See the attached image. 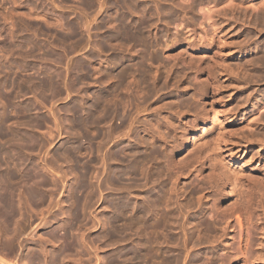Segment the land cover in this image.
<instances>
[{
  "label": "rangeland",
  "instance_id": "1",
  "mask_svg": "<svg viewBox=\"0 0 264 264\" xmlns=\"http://www.w3.org/2000/svg\"><path fill=\"white\" fill-rule=\"evenodd\" d=\"M159 1L156 2L157 5H155V0H0V79L1 81L4 80L2 82L0 81V86H2L0 87V91H1L0 97L1 96L4 97L5 95V98L3 97L2 98L6 99L9 96L8 97L9 99L7 98L6 100H3L0 98L1 100L0 103L3 104V105L0 104L1 105L0 114H3V116L1 117L0 127L2 128L3 131L7 132V134L6 133L4 134L8 136V139L6 136H4V138L6 137V140L3 137L0 138V139H3L1 140L0 143L2 144L0 145L2 146L4 145L3 146L4 148L8 147V149H5L6 154H8V152L12 153V151L9 149L11 147L10 145L11 142L10 144L9 142H6L7 144L4 142L7 140L10 141L9 137L12 134V130L18 131L20 133L25 132L29 134V136L32 137V140L34 141L40 140V143L42 145L44 144V147H42L40 143L39 144L41 146L39 147V144H38L39 141L38 142L36 141L38 145L35 146L33 151H31L25 156H27V161L30 163V165L35 167L34 168L36 169L35 171L40 173L41 176H43V178L46 179V182L48 181V184H46V187L43 190L44 200L40 202L37 201V203L36 202L35 203L33 202L32 204L30 203L31 204L30 206L28 204L23 206L22 211L24 212H22V215L24 213L23 218L26 220V224L28 226L24 223L23 227L26 225L24 227L25 228L24 231L26 232L23 231L25 235L22 232L23 237L22 236L19 237L18 241L20 242V240L22 241L24 238L25 242L22 241V247L25 244L26 245L23 247V249H19L21 251H18V249L16 248V250L18 251V252L16 251L18 255V256L16 255L17 256L16 258L25 256V253L26 252L28 253L29 251L34 252V253H37V252L39 253L40 249L45 247L44 249L48 252V254L55 253L56 249L61 252L62 256L65 254L63 256V259L66 256V253L70 251L68 255L66 256L68 261L64 259L65 261L64 260L62 261H64L65 263L61 261V264L62 263L63 264H100L102 262L103 264H108L110 260L114 261V263L110 261L109 264H133L135 263L134 261H137L136 262L137 264H140V263L150 264L151 262H152L151 264H180V262L181 264H184V263L192 264L194 262L190 260L189 258L192 259L193 255L195 256L198 255L201 259L205 258V255L206 257H209L210 255H212L213 253L212 251H214L213 248L211 249V247L214 246L213 243L216 242L215 243L216 245L217 243L221 242L222 239L221 240L218 239L217 240L218 242H217L215 241V239L213 240V238H210L212 237V235L208 232H207L208 234H205L206 232L204 231L199 232L201 233L199 235L198 231L195 230V227H193L194 229H192V226H195L197 224L196 221H199V219L202 218V216L199 214L202 211V209L205 208L206 202L210 203L214 201V203L212 204H215L216 206L218 205L217 207L224 206L223 208H225L227 207V205L232 204L234 200L238 199V195H237L238 192L234 190L232 194H228L227 191H229V189L227 190L224 187L221 180L217 178L214 174H211V173H208V171H205V169L203 168V163L201 164L197 163L198 157H201L203 149L207 148L210 145L213 137L216 135L217 133L216 125L211 126L210 128H208L207 131H203L201 134H199L193 144H190V146L188 144L187 151L183 154L184 159L182 160L181 163L179 162L177 163L175 159L176 158L175 150L177 148H180L181 146V140H182L181 133H183L184 131L182 129V126L185 124L190 125L189 123H191V117H192L191 114L193 115L196 110L195 103L193 102L195 99L194 96H197L196 92L198 91V87H196L195 83L191 81L192 80L191 77H193L192 73L194 72V66L196 62L194 64L193 63L194 61L192 62V60L189 59V62L191 61L192 64L191 62L189 63L187 60L188 56H184L185 54H183V57L185 59L182 57V55H179L181 57L179 58L177 54H176L177 58H176V55H174V57H170L169 59L167 57H163V53L160 49L162 47H160V45H162L161 43L163 42L165 43V41L166 43L169 44V43L174 42L175 40L176 44L184 45L185 41H187L186 38L190 39L191 37L190 39L191 41L188 39V42H192V40L193 42H197V40L202 41V39L204 38L203 40L205 39L206 40L202 42L205 43L208 38L207 32H209L210 30L212 31V29L219 28L217 29L216 33L221 38H223V41L225 40L224 42L222 41L224 45V47L222 48L224 49V51L222 55L220 54L221 55L220 57L221 58L223 57L222 61L225 60L223 61L224 64L226 62L227 63L230 62L233 65L234 63V67H230L231 69L229 68V72L231 70L230 72L231 76L228 74L229 72L227 73L228 71L227 65L230 66L231 64H225L226 65L225 66L223 63L221 65V63L217 61L218 65H216L217 73L218 72L220 73V71H222L221 69L223 66L224 68L227 67L226 68L227 70L223 69L226 72L222 71L223 72L222 75L219 76V78L221 79V88H219V92H218L219 96L221 95V97H219L220 101L222 100V102L220 103H222V105L227 107V110L228 111L230 110L231 112L230 113L231 115L230 116L228 115L231 121L230 122L231 126L229 127V129L231 130L229 131V133H226L224 135V138L226 140L227 147L232 152V154L235 156V160L237 164L241 166L242 164L247 162L246 165H244V168H246L247 166L249 167L251 165H254L256 167H259L258 169L259 172L260 171L264 172V128H263L264 122L260 120L261 116H263L262 118L264 119V69H262L264 68L263 66L264 61H261V59H259V61L263 63V64L259 63L260 68L258 69L259 70L261 69L260 71H258L257 67H255V66H258L257 59L255 60L257 65L256 63H253L254 67L245 65V62H246L245 59H249L251 56L253 57L254 55H256V53H259L258 56H261L262 53L264 52V47H263L264 46L263 44L264 43V29H263L264 27H262V25H264V22H263L264 16L261 17L263 15L261 14V12L264 11L263 9L264 5L261 7V10L260 8L258 9V7L264 3V0H261V1L259 0L260 5L257 2H255L256 0H249V1L247 0V3H246V0H242V3L241 1L238 2L239 0L238 1L230 0V1H233L232 3H235V2L237 3L236 5L234 4L236 10H233L231 12L232 14L228 12L227 9L225 8L226 6L225 4L228 5V4H231V2L226 3L227 0H219L216 3H219L220 6H222L221 8L224 7L226 9L224 10L225 12L227 11L226 16L219 13L220 12L219 4L214 3L213 0H197L199 1L197 3H200L198 4V8H196L197 7V5L195 4L196 0L195 1L193 0V2L191 0V2L189 1V4L194 3L196 6L194 4L190 6L188 5L190 8V11H189V8L188 9L184 8L187 5L186 1L188 2V0H166V1L159 0ZM203 1L206 3H203ZM208 1L209 2L212 1V2L209 3ZM210 4H212V7L210 6ZM213 4H215L216 6ZM154 5H155V9L157 7L159 12H157L158 11L157 9L155 11ZM237 5L239 8H243L239 5H242V6L245 5L244 7L248 12L244 8L243 9L245 11H243V9H239V8L237 9L236 7ZM191 6L193 7L191 8ZM194 6L196 8L194 9L195 12L192 10L194 13L191 14V9H193ZM176 7L177 8L180 7L178 9L179 11L176 10L177 9ZM182 7L184 11L186 10L184 14L183 12L181 13L183 9L180 11ZM209 7L211 9L213 8V11L215 9L219 11L217 13H219L221 17L220 16L215 17V15L213 14V11ZM128 8L130 9L129 11H131L132 9L134 13L132 11H131L132 13L128 12L127 11ZM209 9L212 11V13L211 15H209L211 17L210 18L208 17L209 18L208 19L207 14L209 13L208 12ZM187 10H188V13H186ZM176 11H178L179 13H176ZM160 12L161 13L163 12V13L160 14ZM163 14L164 15L166 14L165 17L169 16L168 17L169 19L167 17L166 19H168L169 21H172L170 22L171 24L169 23V21L164 20L165 17ZM256 14H257V17H256ZM222 16L228 17L229 20H231L234 17L235 20L232 19V22H233L232 23L226 18V20H228L227 22L230 23L229 24L226 22L225 18L224 20L221 19L223 18ZM253 16L256 19L260 18L259 20L262 23L259 20H257L258 21L257 23L259 22L260 23L256 24V21L253 20L254 19ZM172 17L173 19H175L174 21L172 20ZM103 18L106 21H104ZM193 18L195 19L194 21L195 23L193 22L194 20ZM214 18H215V21H214ZM216 18H217V21H216ZM103 21L105 23H103ZM222 21L224 23L223 25L222 24L220 25ZM99 22H101L102 24ZM211 23L212 24L214 23L216 26L214 27L213 26L214 24L212 25ZM163 25H165V27H163ZM209 26L214 27V28L211 29ZM69 27H71L70 28L71 32L69 30ZM120 27L122 29L124 28V30H121ZM226 27L229 30L226 31L227 29ZM72 28H73V31L75 32H72ZM125 28H127L126 30L128 32L132 31L136 33L131 32L128 34V32H126L127 33L126 34L124 32L126 31ZM205 29H207L208 31L206 32ZM119 30L123 31V33ZM231 32L234 34H232ZM74 33L77 36H75ZM229 33L230 35L228 36ZM248 33L250 35H248ZM69 34H72V35L70 36ZM134 34L135 36L136 35L137 36L135 37ZM132 35L134 37L133 39H131ZM21 36L23 37L21 38ZM67 36L70 37L71 39H67L68 38ZM235 36H237L236 39H235ZM138 37H140L141 41L139 40ZM241 37L245 38L246 42H244ZM137 38L139 42H135ZM233 38L235 40L242 41V44H243L242 46H235L236 48L242 47L240 55L239 54L233 55L231 52L230 54L227 53L230 51L229 48L231 47L230 44H227L228 40L234 41ZM248 38L250 39L249 42L251 43L247 42ZM59 39L60 40L64 39L65 41H62V40L60 41ZM131 40H134V41H131ZM158 40L161 41V43L159 41L160 44L156 42ZM27 41L30 42L31 44H27ZM233 41H231V44ZM236 42L237 44L239 43V41H235V43ZM144 43H148V44H144ZM157 43L159 44V46L157 45ZM224 43L227 44V46ZM32 44L33 45L36 44V47H33ZM140 44L141 46L144 45V50L146 52L142 50L143 47H140L139 46ZM83 45H86V48L85 46L83 47ZM145 45L147 47H145ZM228 45H230L229 48H228ZM233 45H235L234 42H233ZM99 46L103 48V51ZM156 46L159 48H156ZM96 47H99L100 51H98ZM253 48H256V49H253ZM242 49L245 51H243ZM254 51H256V53ZM149 52L152 54L150 56L159 54L157 55L159 57H158V60L156 61H155L156 56H153L154 58L152 57V59H154L153 64H155L156 67H157V64L159 63V59L161 58L160 63L163 64V66L165 67V70L160 69L159 74H158V71H155V74L148 72L149 70L150 71L154 70L153 68H149L147 65V62L151 60L150 56L148 55L150 54ZM174 52L177 53L178 50L177 52H176V49L169 51V55L170 56L173 55L172 53ZM141 54L143 55L147 54L148 56L145 55L143 57V55ZM261 57L263 59V56ZM58 59H60V61ZM22 61H24L26 68L24 67V64H22L23 63ZM242 61L243 62L245 61L243 64L246 66V68L242 64ZM118 62L120 65L118 64ZM137 62L138 63L140 62L139 66H142V68L139 67L142 69L138 71L139 73L136 71V69H139L137 67L138 66ZM113 64L116 65V67H113L114 69H112ZM235 64H237L238 67H236ZM32 66L34 67V69H31ZM169 66L172 67V69ZM175 67L177 70L175 69ZM247 67H250V70H249L250 72L247 70ZM232 68L233 69L239 68V69L238 71L237 69H234L232 71ZM243 68H245V70H247L248 72L244 70L246 72L244 73ZM122 69L126 71L131 70V72L130 71L129 72L133 73V75L129 73H127L126 75V73H124L125 71H123ZM143 70L144 71L148 70L147 74L149 73L150 75L145 74L146 71L144 72ZM178 70L180 71L182 70V74H184L185 76H182V74H179L180 71ZM256 70H257L256 72L257 74L255 73V75L257 77L254 75L255 78L253 77L254 78L253 79L250 74H254L253 71L255 72ZM45 71L50 72L51 75L53 74L56 75L57 73H60L61 82L59 81V84L56 85V90L57 89L58 90L55 92L57 93L53 92L52 94V92L51 93L46 92L43 95L40 91L34 88V84H30L29 87L31 91H26L24 95L19 96V98L17 97L16 99L19 103L15 101V103L17 102L18 105H16L17 103L16 104L13 103L14 106L16 105L14 108V106L12 105V100L10 101V98L12 99V96H11L12 86L11 87L9 86L10 90L8 88V85H12L11 83L12 81L9 84L8 82L11 79L9 80L8 78L13 77L15 81H19L20 79L23 78V79H28L32 82L33 81L35 82L37 81L39 77H41V74ZM118 71L120 72L118 73ZM121 72L124 74H122ZM134 72L137 74H135ZM240 72L244 74L245 76L241 75ZM113 73L114 75H116V79ZM176 73H178L179 75L177 74L175 76ZM226 73L229 76L226 75ZM118 74H119V77L122 79L117 77ZM138 74H139V77H138ZM121 75H123V77H121ZM136 75L138 78L136 77ZM109 76L110 77L112 76L111 79ZM140 76L142 77L140 78ZM5 77L8 80V82H6L7 81L6 79H4ZM234 77H236V79L237 77H239L238 79L241 78L242 81L239 80L238 82V79L236 80L234 79ZM135 79H137L138 82L139 81L140 82L138 83L137 81H134ZM185 79L187 80V82ZM114 80L115 81L119 80L120 85L117 91H113L117 93V94L115 93L113 96V93L111 91L112 89L114 90V88L111 86L112 84L113 85L115 84ZM78 81H81V82L78 83ZM3 82L4 83L6 82V83L4 84ZM241 82H246V83L243 84ZM185 83H189L190 84L189 86H191V89L188 86V84H185ZM3 84L7 85V87L5 88ZM134 85L135 86L138 85L139 88L138 86H136L137 87L136 88ZM186 86L188 87V89ZM4 88L8 89V91L11 92V93L9 92L10 95L8 93L5 94ZM184 88L187 89L186 94H184L186 92ZM107 91L108 93H107V96L105 97L104 94H106ZM108 94H110V96ZM188 94H191V95L189 96ZM176 95L177 97H175ZM102 96L105 99L109 97L108 99L112 98L111 100H116V101L114 102L111 100L108 101V99L105 100ZM114 97L115 99H113ZM100 98H102V100L104 99L103 103ZM99 99L101 100V105L107 104L106 101L107 102L111 101L112 103V105H110L111 107L109 106V104H107V106H109L110 109L116 103V105L114 106L116 110L112 108V111L114 112L112 113V115H110V117L112 118L108 119L107 120L108 122L104 121L103 123H101L102 121H100L98 123L99 125L94 124L95 126H92V127L90 126L86 131H82L78 129H74V130L70 129V122H74L75 119H77L76 116L78 117V115L68 114L67 113L68 109L76 105L78 102H81L79 106H81L82 109L85 108V111L87 112L88 107H90L94 102L100 101ZM178 99L180 102H178ZM5 101L7 103H5ZM172 101H173V104L176 102L179 103V105L182 103L184 104H182L181 106L182 108H180L179 106H176L175 104L173 105ZM20 103L26 104L30 108L29 118H28L30 121L28 123V126L25 128V130H23V127H24L23 126V122H24L23 115L20 109L18 108ZM185 103L186 104L188 103L187 106ZM185 106L188 108H186ZM137 108L140 111L141 109L139 108H142V111H144L145 113L137 112L135 114V111H137ZM184 108L190 111L189 112L188 110L184 111L185 110ZM181 109H184V110L182 111ZM3 110H5L4 111L5 113L3 112ZM114 113H116L117 115ZM138 113L139 115H137ZM80 115H82V118L87 121L86 113L84 114L81 111ZM133 117H135V119H132ZM2 118L3 119L6 118L4 121L6 122L7 120V122L6 123L3 122ZM248 118L251 124L253 123L255 124L253 125L250 124L249 126L245 125L246 124L245 121L246 119L248 121ZM97 119L99 120V115L97 116ZM121 119L123 120L124 123L121 122L122 121ZM255 121H258V122H255ZM120 122L123 125H121ZM113 127L116 130H114ZM108 130H110V132H108ZM105 132H108V133H105ZM104 133H105L104 136H107V137L111 136L109 139V142H108V138L105 139L106 137L104 138V136H102ZM150 138L154 139L151 141V144L152 143L154 145L156 144L155 146L153 144L151 145L150 142L146 143V141L151 140ZM101 140L102 141L106 140L107 145L105 144L106 142L103 143ZM102 144L104 145L101 147L102 148L101 149L100 146ZM143 144L147 145L148 147L145 145L143 146ZM151 148H152V151H154L153 154L155 153V150H156L155 154L158 156L159 160H157L156 155H153L155 157H151L152 155L150 154L152 153H149L151 152L150 151ZM63 152H68L69 154L68 157L65 159L61 156ZM147 152L149 153L148 155H150L151 158H149V156L146 154ZM110 154L112 155L114 154L116 156L115 157L117 158L116 161L109 162L107 158ZM146 155L148 159L147 157H145ZM7 156H10V157L5 156L6 161L8 158H9V161L12 160L11 158L12 155H7ZM101 157L102 159L105 158L104 161L101 160ZM137 157L139 159L143 157V160L142 158L140 159V161L143 162V165H144V162H146L143 167L138 165V163L139 164H142V163L139 162V159ZM153 158H156V160ZM106 159L107 161H105ZM136 159L138 160L136 161ZM149 159L151 160V162L149 161ZM119 161L124 162V164L123 163L120 164ZM158 161H159L158 165L161 164L160 165L161 169L160 168L158 169V166H157ZM163 162L166 164V166L169 165V167H165ZM148 163H150V165L153 163L152 164L153 166L149 167L150 165ZM50 164L52 165L50 167L52 169H50L49 171L47 170L48 172H46L43 166L46 165L45 166L46 169H49L48 167L50 166ZM194 164H198L195 167L201 173L203 177L201 181H197V179H195V174L193 173V171H191L190 173H185L183 176H180V175L175 176L173 173H170L171 170L173 171L175 169H180L186 172V170L189 169ZM129 165H131V167L133 168H136L139 166L141 172L138 170L139 167L136 169L137 170L136 172H133V169L131 167H128ZM155 167H157L156 168L157 170L155 169ZM83 168L85 170L88 169L87 170L88 172L89 171L92 172V174L89 172L90 173L89 175H92V176H89L88 182L91 183V185H93L92 194H93V197L95 195V199L93 198L95 202L94 200L90 199V201L88 202L89 208L86 207V210L84 211V213H82L81 216L78 218L80 220V218L82 217L81 218L82 221L80 220L81 223L79 224L75 220L71 221L70 214H69L71 213V207H70L71 205H70V200H69L70 198L68 196H69L70 189L75 185L74 183H76V181L79 180L77 179L78 178L77 173L80 170H83ZM166 168H169L168 170L170 171L168 172L172 175V178L169 177L168 175L169 173L167 174ZM109 169L111 172L109 171ZM129 169L131 172L130 171L128 172ZM159 170L160 171L162 170V171L160 172ZM163 170H166V171H163ZM112 172L114 174L119 173L121 175L120 181L116 184L107 183V179H110L114 176ZM144 172L146 174H144ZM157 172L158 174L161 173L160 176H163L165 174L164 176L166 179L163 177L160 178L159 176H157L158 175ZM162 172H163V175H162ZM63 173H65V175ZM62 174L64 176H62ZM173 175L176 177L174 179L175 180L174 188H176L174 190L176 191L173 190V187L171 188L173 182H170V181H174ZM147 176L149 177V179ZM61 177H65V178L62 180ZM90 177H92V179ZM168 178L170 179L169 181H167ZM162 181L163 182L165 181L164 182L165 185L163 184ZM104 183H106L108 187L105 186ZM53 184H55L56 187H54ZM111 186L112 187L115 186V188L114 187L112 188ZM96 187L99 189V191H96L98 190ZM116 187L118 188V190ZM161 187H163L164 189ZM166 187L171 188L170 190H172L173 193L172 191L170 192V190H167L166 192L167 194H166L163 191L165 190ZM181 187L183 188L184 191H186L185 189H188L187 192H181L183 191ZM204 188H206L207 190L209 189V190L208 191L203 190V192H200V190ZM160 190L163 192L165 197L162 195V192ZM188 191L191 192L189 194H191L190 196L192 197H189ZM168 193H171L170 195L172 198L169 197L170 195ZM157 194H158V197L160 195L161 196L157 198ZM197 194H200V195L197 196ZM153 195L156 196L157 199H155ZM166 195L167 196L169 195L168 196L169 199H167V202L166 200L162 201L163 199H166L167 197ZM149 196L153 197L155 201L153 198L150 199ZM185 196L187 197L185 198ZM170 198L171 200H173V202L170 200ZM187 198H189L188 200L189 202L186 201ZM199 198L202 199L200 202H199ZM119 199L122 200L123 202H121ZM147 199L149 202L147 201ZM158 199L159 201L157 202L156 200ZM116 200L118 202L120 201V203L128 204V207L123 211L125 213L120 212L119 214V213H115L114 210H112L113 208L111 204L112 202ZM168 200L171 201L169 202L170 203L169 205L167 204ZM91 201L93 202L90 203ZM105 201L106 202L108 201V204ZM117 201L113 203V207L114 205H116V203L118 204ZM101 202H104V203L101 204ZM161 202L163 203V206L165 207V209L167 206H170L171 204L172 205L168 207V211H166L164 208L163 210L162 209L159 210L160 207L162 206ZM165 202H166V206H165ZM148 203H152L153 206L152 204L147 205ZM103 204L104 205L107 204L108 207L107 206L106 207L108 209ZM155 204H157V206ZM224 204H227V205L225 206ZM57 205H59V208ZM133 208L135 210H138L139 215H142L146 220L147 219L151 220V218L153 221L159 220L160 223L164 224V225L161 224L162 226H164V229L163 227L160 226V224L157 226L159 227V229L163 231H160L156 227L155 231L157 230V232H155L153 230L154 229L153 224L152 226L148 225L149 221H147L148 223L146 222V226L144 227V229L146 230V233L143 232L144 229L140 231L141 230L139 229L140 226H138L134 222H132V224H130L129 226V223H130V221L128 222L129 217H132L134 215L133 211H135ZM145 211L149 212L147 214V216L150 215L148 216L149 218L147 216H144L146 214ZM153 213L155 215L154 219L152 216ZM160 213L161 214L163 213V214L161 215ZM116 214H118L119 216L114 217L113 219L112 216H117ZM157 214L158 216H156ZM122 215L125 219L122 217ZM119 217H121L122 219ZM160 217H162L163 219L162 218L160 219ZM118 218L119 220H117ZM124 220L126 221V223ZM162 220H164V222ZM105 222L108 224V226L105 225ZM171 222L172 224L170 225ZM194 222H195V225L192 224ZM150 223H153V222L150 221ZM173 223L175 225H173ZM101 224H103L105 228L103 226L101 227ZM133 224H135L138 228H136L135 225L133 226ZM165 226L169 227V229L172 228L170 229L171 231L168 228L166 229ZM176 226H179V227H176ZM128 227H131L130 228L131 230L132 228H134V230L135 228L138 230H135L134 232V231H130L129 229H127L126 231V228ZM148 227H149V230H148ZM1 228L2 229L0 231V236L2 240V238L7 237L5 233H7L8 227H5V230L7 229L6 231L3 230L4 227L1 226ZM11 228L12 227H9V231L7 233L9 237L7 238L12 237ZM150 228L154 232H152V230L150 231ZM2 230H3V233H2ZM103 230L106 231V232L104 231V234L106 233L105 236L104 234H102ZM147 230L151 232V236L152 237L154 236L153 240H155V241L150 240L152 237L150 236V232H148L149 233L148 237L149 238L151 237L150 239L148 238V240H150L149 242L151 245L149 247H147V245H149V242L146 241L147 240L146 239ZM158 230L162 233L164 232L163 235L162 233H159ZM164 230L165 231L169 230V232L167 233ZM187 230L188 232H186ZM109 231L112 233H110ZM139 231L142 234V239L141 237H139L141 236V234L138 235ZM180 231H183V232L180 233ZM52 232L56 233V234L53 233L54 236L55 235L59 236L57 240L58 239L66 240L65 238H67L68 242H70L69 240L71 239L75 241L74 243L78 245V246L77 245L74 246V247L77 246V249H76L77 251L68 250V249L64 251V247H61L63 248V250H61V248L59 249L58 241L60 240H58L56 243L55 239L57 236H55L54 238L53 235H50L52 234ZM142 232L144 233V235ZM218 232H211V233L213 234L215 233L214 234L215 236L214 235L213 236L216 237L217 236L216 234ZM152 233H155V234H152ZM186 233L188 234L184 235ZM62 234H67V237H65L66 235L62 236ZM107 234H108L109 239L106 237ZM193 234L194 236H192ZM220 234L221 235L218 234L219 236L217 237L222 236V231H220ZM262 234L261 235L264 236V231L262 232ZM3 235L4 237H2ZM68 235L71 239L68 237ZM48 236L49 237L53 236L52 237L53 239L51 238V240L52 241L55 240L53 242L54 244L49 240L50 238ZM198 236H199V240L202 238L200 242L199 240H197ZM262 236H261V243H262L261 248L263 250L261 248L260 250L264 252V241H262L264 239L262 238ZM155 237L156 238L159 237L161 238V240L160 239L156 240ZM194 237L197 240V245L199 244V247L195 244V239L193 240ZM187 238L190 239L188 240L190 242L186 241ZM127 239H130V240H127ZM138 240L140 241V243L138 242ZM163 240L165 241L166 244L169 242V240L173 242L168 243L167 244L168 246H167V245H164L165 243L163 242ZM207 240H209V242ZM73 241H71L72 243L70 242L71 245L72 244L74 245ZM159 241L161 243L163 242L164 244L162 243L161 245ZM191 241L192 243L194 242V244L197 247L195 245L192 247V244L190 246ZM144 242L148 244L146 245ZM153 242L155 243L159 242L158 244H160L161 248L159 249L160 246L158 244H157L158 246L156 244L154 245ZM13 244H16V242ZM182 245L186 247V250L185 248H183ZM155 246L157 247V249H159V252H160L159 255H158V252L155 253L157 249L155 251L153 250ZM72 247L73 246H71L70 249ZM187 247L188 248L190 247V248L188 249ZM138 248L139 250L140 249L141 250L138 251ZM128 249L131 251V253ZM177 249L178 251H181L182 249L183 254L182 252L179 253ZM184 251H187L188 253L185 252L184 254ZM21 252H23L22 255H21ZM133 252L136 253L135 254L136 256L138 255L137 260H136L135 255L132 254ZM126 253H129V255H132L134 257L132 258L131 256L129 257V260H127L128 258L125 260L123 259L122 256H124ZM145 253L146 255L147 254L150 255L152 258L150 256L147 257L148 255L146 256ZM176 253L177 254L179 253L178 255L182 254L183 256L181 255V257L178 258L179 256H177ZM121 254L122 256H119ZM96 256L99 259V261L97 260ZM201 256H204V257H201ZM117 257H120V258H117ZM183 257H186L187 260ZM131 258L133 262L131 261ZM142 258H143V262L141 260ZM149 258L153 259V261H151ZM106 259L108 262L106 261ZM184 259L188 262H185ZM138 260H141V262H139ZM175 261L177 262L174 263ZM261 262H258L257 264H264V259H263V263ZM195 263L202 264V262H195Z\"/></svg>",
  "mask_w": 264,
  "mask_h": 264
},
{
  "label": "bare ground",
  "instance_id": "2",
  "mask_svg": "<svg viewBox=\"0 0 264 264\" xmlns=\"http://www.w3.org/2000/svg\"><path fill=\"white\" fill-rule=\"evenodd\" d=\"M159 0H155V5H157L156 4V2H158ZM166 1V0H165ZM189 1L191 2V0H188V2L186 1V3H187V7L185 6L184 8H186V9H188L189 8V6L190 5H193L192 3L191 4H189ZM195 1V0H194ZM219 0H213V2L214 3H216V2H218ZM238 1V0H237ZM241 1V3H242V0H239L238 2H240ZM249 1V0H248ZM259 1V0H258ZM257 0L255 1V2H257L259 5H260V1L258 2ZM160 2V1H159ZM192 2H193V0H192ZM196 3V5H197V7L196 8H198V4H200V3H197V2H199V1H195ZM201 2V1H200ZM209 2V1H208ZM212 2V1H211ZM211 2H209V3H211ZM229 2H231V4H225L226 6H225V8L227 9V11L228 12H232L233 10H236L235 9V5L237 4L236 2L235 3H232L233 1H230V0H227L226 1V3H229ZM253 2V1H252ZM203 3H206V2H204L203 1ZM222 3V2H221ZM246 3H247V0H246ZM250 3V2H249ZM256 3V4H257ZM262 3V2H261ZM15 4H16V2H15ZM15 4H13V5H15ZM194 4V5H195ZM216 4H219V3H216ZM235 4V5H234ZM239 4V3H238ZM245 4V3H244ZM253 4V3H252ZM155 5H154V9H155ZM189 5V6H188ZM195 5V6H196ZM213 5H215V4H213ZM224 5V4H223ZM246 5V4H245ZM245 5H239V6H241V7H243L244 9H245ZM258 5V6H259ZM264 5V3L261 5V6H259L258 7V9L260 8V10H261V7ZM181 6V5H180ZM183 6V5H182ZM195 6H194V8L193 9H191V14L192 13H194L195 12V10L194 9H196L195 8ZM210 6L212 7V4H210ZM216 6V5H215ZM218 6V5H217ZM250 6H251V4H250ZM17 7V6H16ZM126 7V6H125ZM128 7V6H127ZM193 6H191V8H192ZM219 7H220V12L219 11H217L216 9L214 10V11H216V12H214L213 11V8H214V6H213V8L211 9L210 7V9L213 11V14L215 15V17H217V16H220V14H223L224 16H226V13H227V11L225 12L224 10H226L224 7L223 8H221L222 6H220V4H219ZM237 7V9L239 8L238 7V5L236 6ZM247 7V6H246ZM130 8V7H129ZM128 8V12H130V13H132L133 11H132V9H131V11H129L130 9ZM177 8V7H176ZM180 7H178L176 10H178ZM217 8V7H216ZM243 8H239V9H243ZM156 9H157V7H156ZM156 9H155V11H156ZM183 9V7L180 9V11ZM209 9V13L207 14V18L209 17H211V16H209V15H211V13H212V11ZM223 9V10H222ZM243 9V11H245ZM255 9V8H254ZM263 9H264V7H263ZM262 9V10H263ZM158 10V9H157ZM194 12H193V11ZM208 10V9H207ZM253 10V9H252ZM179 11V10H178ZM178 11H176V13H179ZM186 11V10H185ZM184 9H183V11H181V13L183 12V14H184ZM189 11H190V8H189ZM211 11V12H210ZM223 11V12H222ZM247 11V10H246ZM255 11V10H254ZM103 12V11H102ZM157 12H159V10L157 11ZM217 12H219V13H217ZM248 12V11H247ZM263 12V13H262ZM261 12V14H263L262 16H261V14H260V16L261 17H263L264 16V11H262ZM134 13V12H133ZM163 13V12H162ZM161 12H160V14H162ZM186 13H188V10H187V12ZM216 13V14H215ZM234 13V12H233ZM241 13V12H240ZM239 13V14H240ZM246 13V12H245ZM259 13V12H258ZM101 14V13H100ZM129 14V13H128ZM182 14V15H183ZM212 14V15H213ZM232 14V13H231ZM130 15V14H129ZM158 15H159V13H158ZM164 15V14H163ZM162 15V16H163ZM166 15V14H165ZM165 15H164V17H165ZM179 15H181V14H179ZM193 15H195V14H193ZM228 15H230V14H228ZM241 15H243V14H241ZM35 16V15H34ZM131 16V15H130ZM224 16H222L223 18H221V19H223L224 20V18H225V20H226V18L228 19V17H224ZM234 16V15H233ZM255 16V15H254ZM253 16V20L254 21H256V24H259L261 21L259 20V19H256L255 17ZM39 17V16H38ZM160 17V16H159ZM164 17H162V18H164ZM167 17V16H166ZM166 17H165V19L164 20H167V21H169L168 19H166ZM174 17V16H173ZM173 17H172V20L174 21L175 19H173ZM181 17V16H180ZM190 17H192V16H190ZM194 17V16H193ZM213 17V16H212ZM221 17V16H220ZM256 17H257V14H256ZM175 18V17H174ZM178 18V17H177ZM189 18V17H188ZM208 18V19H209ZM171 19V18H170ZM194 19V18H193ZM192 19V20H193ZM233 20H235L234 19V17L232 18ZM232 19L231 20H229V21H231L232 22ZM256 19V20H255ZM263 19V18H262ZM102 20V19H101ZM103 20H104V18H103ZM109 20V19H108ZM113 20V19H112ZM159 20V19H158ZM163 20V19H162ZM197 20V19H196ZM228 20H226V22L228 21ZM257 20H259L260 22L259 23H257L258 21ZM93 21V20H92ZM104 21H106V20H104ZM103 21V23H105ZM114 21V20H113ZM195 21V19L193 20V22ZM214 21H215V18H214ZM216 21H217V18H216ZM110 22V21H109ZM149 22V21H148ZM162 22H164V21H162ZM170 22H172V21H169V23ZM191 22V21H190ZM220 22V21H219ZM264 22V21H263ZM90 23V22H89ZM99 23H101V22H99ZM116 23H118V22H116ZM167 23V22H166ZM166 23H164V24H166ZM189 23V22H188ZM195 23V22H194ZM194 23H193V25H194ZM209 23H210V21H209ZM223 21H222V23H220V25L222 24L223 25ZM227 23H229V22H227ZM233 23V22H232ZM262 23V22H261ZM91 24V23H90ZM102 24V23H101ZM123 24V23H122ZM121 24V25H122ZM171 24V23H170ZM170 24H168V25H170ZM191 24V23H190ZM212 24V23H211ZM214 24V23H213ZM212 24V25H213ZM217 24H218V22H217ZM230 24V23H229ZM255 24V23H254ZM99 25V24H98ZM114 25V24H113ZM168 25H166V26H168ZM211 25V26H212ZM225 25V24H224ZM260 25H262V24H260ZM89 26V25H88ZM120 26V25H119ZM123 26V25H122ZM121 26V27H122ZM150 26V25H149ZM214 27L216 26L215 24L213 25ZM227 26H229V25H227ZM99 27V26H98ZM120 27V29L121 30H124V28L122 29ZM151 27V26H150ZM163 27H165V25H163ZM210 27V26H209ZM214 27H210L211 29L212 28H214ZM219 27V26H218ZM222 27V26H221ZM262 27H264V25H262ZM71 27H69V30H70V32H71V29H70ZM167 28V27H166ZM223 28V27H222ZM227 28V27H226ZM99 29V28H98ZM127 28H125V30H126ZM217 29H219V28H217ZM217 29L215 28V29H212V31L210 30L209 32H207L208 30L207 29H205L206 30V32H207V34H208V38H207V41L204 43V42H202V41H205V40H203L202 39V41L200 40V41H198L197 40V42H193V40H192V42H188V39L186 38V40L187 41H185V44L184 45H179V44H176V42H175V40L174 39H172V40H174V42H172V43H166V41H165V43L163 42V43H161V41L160 40H158V41H156V42H158L159 43V41H160V43L162 44V45H160V47H162V48H160L161 49V51H162V53H163V57H167L168 59L170 58V57H174V55H182V57H183V54H185L184 56H188L187 57V60H188V62H189V59L190 60H192V62L195 64V62H196V64H195V66H194V72L192 73L193 74V77H191L192 78V80L191 81H193V83H195V85H196V87H198V91L196 92V94H197V96H194V102L193 103H195V108H196V110H195V112H194V114L192 115L191 114V123H189L190 125H187V124H185V125H183L182 126V129L184 130L183 131V133H181V137H182V140H181V146H180V148H177L176 150H175V152H176V161H177V163L179 162V163H181L182 162V160L184 159L183 158V154L187 151V148H188V144H189V146H190V144H193L194 142H195V140H196V138L198 137V135L199 134H201L203 131H207L208 130V128H210L211 126H213V125H216L217 126V133H216V135L213 137V139H212V142L210 143V145L207 147V148H204L203 149V151H202V154H201V157H198V161H197V163H203V168L205 169V171H208V173H211V174H214L217 178H219L220 180H221V182L223 183V185H224V187L228 190L229 189V191H227V193L228 194H232L233 192H234V190H236L237 192H238V199H236V200H234V202L232 203V204H230V205H227V204H224L225 206L227 205V207H225V208H223V207H217L215 204H212V203H214V201L213 202H210V203H207L206 202V205H205V208L204 209H202V211L200 212V214L199 215H201L202 216V218L201 219H199V221H196L197 222V224L195 225V222L194 223H192V224H194L195 226H192V229H194L193 227H195V230H197L198 231V233L199 232H206L205 234H208V233H210L211 235H212V237H210V238H213V240L215 239V241H217L218 239H222L221 240V242H219V243H217L216 245H215V243L216 242H214L213 243V247H211V249L213 248V250L214 251H212L213 253H212V255H210L209 257H206V255H205V258H203V259H201L198 255H193V257H192V259L191 258H189L190 260H192L194 263H192V264H196L195 262H202V264H257L258 262H261V263H263V259L264 258H262V257H264L263 255H264V252L263 251H261L260 250V248H261V236L263 235L262 234V232L264 231V228H263V224H264V172H259L258 171V169H259V167H256V166H254V165H251V166H247L246 168H244V165H246V163H244V164H242L241 166L239 165V164H237V162H236V160H235V156L232 154V152L229 150V148L227 147V143H226V140H225V138H224V135L226 134V133H229V131L231 130V129H229V127L231 126V124H230V118L228 117V115L230 116L231 114V112H230V110L228 111L227 110V107H225L224 105H222V103H220V102H222V100L220 101V98L219 97H221V95L219 96V88H221V79L219 78V76L220 75H222V71H225V70H223V69H226L227 67H228V71H227V73L229 72V68L230 67H234V63H233V65L230 63V62H226L225 64H231L230 66H228L227 65V67H225L224 68V66L222 67V71H220V73H219V75H218V73H217V69H216V65H218V62L217 61H219L220 63H221V65H222V63L224 64V62L223 61H225V60H223L222 61V58L220 57L221 55H222V53H223V51H224V49L222 48V47H224V45H223V43H222V41H223V38H221L216 32H217ZM264 29V28H263ZM121 30H119V31H121ZM167 30V29H166ZM224 30V29H223ZM227 30H229L228 28L226 29V31ZM259 31V30H258ZM257 31V32H258ZM72 32H75V31H73V28H72ZM122 33H123V31H121ZM125 33L126 32H128L127 30L126 31H124ZM132 32V31H131ZM130 31L128 32V34L129 33H131ZM158 32V31H157ZM160 32V31H159ZM166 32V31H165ZM206 32H205V34H206ZM256 32V33H257ZM124 33V34H125ZM132 33H136V32H132ZM225 33V32H224ZM232 33V32H231ZM127 34V33H126ZM125 34V35H126ZM158 34V33H157ZM156 34V35H157ZM232 34H234V33H232ZM243 34V33H242ZM70 36L72 35V34H69ZM68 35V36H69ZM74 35H75V33H74ZM123 35V34H122ZM159 35V34H158ZM161 35V34H160ZM230 35V33L228 34V36ZM248 35H250L249 33H248ZM67 36V37H68ZM75 36H77V35H75ZM75 36H73V37H75ZM124 36V35H123ZM129 36V35H128ZM130 36H131V34H130ZM134 36H135V34H134ZM137 36V35H136ZM135 36V37H136ZM188 36V35H187ZM23 36H21V38H22ZM150 37V36H149ZM205 37V36H204ZM233 37V36H232ZM236 37L237 36H235V39H236ZM131 38V37H130ZM134 37H133V35H132V38L131 39H133ZM139 38V40L141 41V39H140V37H138ZM138 38H137V40H138ZM157 38H158V36H157ZM182 38V37H181ZM242 38V37H241ZM247 38V37H246ZM67 39H71L70 37H68ZM161 39V38H160ZM176 39V38H175ZM178 39V38H177ZM190 39H191V37H190ZM189 39V40H190ZM234 39V38H233ZM234 39V41L233 40H231V41H233L234 42V44L235 45H233V42H232V44H231V41H229L228 40V43L227 44H230L231 45V47L229 48V46L230 45H228V48L230 49V51L229 50H227V51H229V52H227V53H229L230 54V52L233 54V55H240V53H241V48L242 47H235V46H242L243 44H242V41H240V40H235ZM243 39V41L244 42H246L245 40V38H242ZM60 40V39H59ZM62 40V39H61ZM60 40V41H61ZM80 40V39H79ZM79 40H77V41H79ZM81 40H82V38H81ZM80 40V41H81ZM135 40V39H134ZM134 40H131V41H134ZM137 40H135V42H139V40L137 41ZM156 40V39H155ZM184 40V39H183ZM249 38H248V40H247V42H249ZM62 41H65L64 39L62 40ZM191 41V40H190ZM225 41V40H224ZM223 41V42H224ZM235 41H239V45L237 44V42L235 43ZM88 42V41H87ZM143 42H144V40H143ZM155 42V43H156ZM169 42H171V41H169ZM182 42V41H181ZM184 42V41H183ZM200 42H202V43H200ZM261 42V41H260ZM157 43V45L159 46V44ZM226 43V42H225ZM224 43V44H225ZM240 43H241V45H240ZM249 43H251V42H249ZM262 43V42H261ZM27 44H31L30 42H28L27 41ZM80 44V43H79ZM87 44V43H86ZM135 44V43H134ZM144 44H148V43H144ZM227 44H225L226 46H227ZM237 44V45H236ZM248 44V43H247ZM246 44V45H247ZM264 44V43H263ZM233 45V46H232ZM249 45V44H248ZM261 45V44H260ZM32 46L33 47H36V44L35 45H33L32 44ZM85 46V48H86V45H83V47ZM140 47H143V51H145L144 50V45H142L141 46V44L139 45ZM244 46H245V44H244ZM77 47V46H76ZM100 47V46H99ZM99 47H96L97 48V50L98 51H100L99 49L101 48H99ZM145 47H147L146 45H145ZM155 47V46H154ZM264 47V46H263ZM149 48V47H148ZM156 48H159V47H157L156 46ZM249 48V47H248ZM247 48V49H248ZM38 49V48H37ZM40 49V48H39ZM102 49V51H103V48H101ZM141 49V48H140ZM139 49V50H140ZM159 49V50H160ZM173 49H176V52H177V50H178V52L177 53H172L173 55H169V51H171V50H173ZM244 49H246V48H244ZM253 49H256V48H253ZM154 50V49H153ZM243 50V49H242ZM249 50V49H248ZM247 50V51H248ZM161 51H160V53H161ZM243 51H245V50H243ZM252 51V50H251ZM139 52H141V51H139ZM146 52V51H145ZM148 52V51H147ZM155 52V51H154ZM154 52H152V53H154ZM226 52V51H225ZM255 53H256V51H254ZM150 53V52H149ZM261 53H262V51H261ZM264 53V52H263ZM263 53H262V55L261 56H263V59H262V57L261 56H258L259 55V53H256V55H254L253 57L251 56V54H250V58L249 59H245V65H248V66H253L254 67V65H253V63H256V59H257V63H258V66H255V67H257V69L258 68H260L259 67V63L261 64L262 62H260L259 61V59H261V61H264V55H263ZM138 54H140V53H138ZM144 54V53H143ZM143 54H141V55H143ZM221 54V55H220ZM137 55V54H136ZM145 55H147V54H145ZM145 55H143V57L145 56ZM149 56L150 55H152L151 53L150 54H148ZM147 55V56H148ZM157 55H159V54H157ZM157 55H153V56H156V58H155V61L156 60H158V57L159 56H157ZM169 55V56H168ZM177 55H176V58H177ZM138 56V55H137ZM140 56V55H139ZM146 56V57H147ZM153 56H150V58H151V60L150 61H148L147 62V65H148V67L149 68H153L154 70H152V71H150L149 69V71L148 72H151V73H153V74H155V71H158V74H159V70L160 69H162V70H165V67L163 66V64H161L160 62V60H161V58L159 59V63L157 64V67H156V65L155 64H153V61H154V59H152V57ZM161 56V55H160ZM232 56V55H231ZM162 57V58H163ZM260 57V58H259ZM142 58V57H141ZM154 58V57H153ZM179 58H181L180 56H179ZM184 58V57H183ZM182 58V59H183ZM248 58V57H247ZM253 58V59H252ZM255 58V59H254ZM132 59V58H131ZM144 59V58H143ZM146 59V58H145ZM148 59V58H147ZM185 59V58H184ZM183 59V60H184ZM59 61H60V59H58ZM183 60H182V62H183ZM146 61V60H145ZM259 61V62H258ZM23 63L22 64H24V61H22ZM58 62V61H57ZM185 62V61H184ZM191 62V61H190ZM189 62V63H190ZM192 62H191V64H192ZM243 61H242V64L244 63ZM116 63H117V61H116ZM136 63V62H135ZM186 63V62H185ZM217 63V64H216ZM236 63V62H235ZM247 63V64H246ZM257 63H256V65H257ZM22 64H21V66H22ZM118 64H119V62H118ZM134 64V63H133ZM137 64H138V68L139 67H141L142 68V66H139V64H140V62L138 63L137 62ZM142 64V63H141ZM167 64V63H166ZM193 64V65H194ZM224 64V65H225ZM263 64V63H262ZM120 65V64H119ZM118 65V66H119ZM135 65V64H134ZM154 65H155V67H154ZM244 65V64H243ZM244 65V66H245ZM112 66V65H111ZM146 66V65H145ZM226 66V65H225ZM235 66L236 67H238L237 66V64H235ZM239 66H240V64H239ZM263 66H264V64H263ZM262 66V67H263ZM24 67L26 68V65L24 64ZM113 67H116V65H114L113 64V66H112V69H114ZM168 67V66H167ZM170 67V66H169ZM178 67V66H177ZM250 67H247V70L249 71L250 70ZM261 67V68H262ZM24 68V69H25ZM141 68H139V69H136V71L138 72V71H140V70H142ZM171 69H172V67H170ZM193 68V67H192ZM245 68H246V66H245ZM245 68H243V72L244 73H246V72H248L247 70H245ZM31 69H34V67L32 66L31 67ZM128 69V68H127ZM131 69V68H130ZM143 69H144V67H143ZM175 69H176V67H175ZM231 69V68H230ZM234 69H237V71H238V69L239 68H234ZM233 68H232V71L234 70ZM262 69H264V68H262ZM123 70V69H122ZM121 70V71H122ZM177 70V69H176ZM227 70V69H226ZM246 72H245V71ZM261 70V69H260ZM259 69H258V71H260ZM123 71H125L124 73H126V75H127V73H129V74H132L133 75V73H130L131 72V70H123ZM144 71V70H143ZM146 71V70H145ZM144 71V72H145ZM147 71H146V73L145 74H147ZM154 71V72H153ZM178 71H180V70H178ZM192 71V70H191ZM120 71H118V73H119ZM170 72V71H169ZM177 72V71H176ZM226 72V71H225ZM224 72V73H225ZM230 72H231V70H230ZM228 73L229 75L231 74V73ZM236 72V71H235ZM241 72H242V70H241ZM240 72V73H241ZM250 72V71H249ZM252 72V71H251ZM257 72V70L254 72L253 71V73L254 74H250L251 76H252V78L254 77L255 78V73ZM122 73V72H121ZM120 73V74H121ZM124 73H122V74H124ZM135 73V72H134ZM139 73V72H138ZM179 73V72H178ZM178 73H176L175 74V76L178 74ZM226 73V75H228ZM240 73H239V75H240ZM128 74V75H129ZM135 74H137V73H135ZM134 74V75H135ZM144 74V75H145ZM149 74V73H148ZM147 74V75H148ZM179 74H182V70L180 71V73ZM178 74V75H179ZM235 74V73H234ZM237 74V73H236ZM257 74V73H256ZM108 75V74H107ZM113 75H114V73H113ZM150 75V74H149ZM189 75V74H188ZM228 75V76H229ZM239 75H237V76H239ZM241 75H244V74H242L241 73ZM249 75V76H250ZM255 75V76H254ZM260 75V74H259ZM115 76V79H116V75H114ZM130 76V75H129ZM182 76H185L184 74H182ZM192 76V75H191ZM227 76V77H228ZM231 76V75H230ZM245 76V75H244ZM248 76V75H247ZM110 77V76H109ZM112 77V76H111ZM111 77H110V79H111ZM117 77H119V74H118V76ZM121 77H123V75H121ZM132 77V76H131ZM136 77H137V75H136ZM136 77H134V78H136ZM138 77H139V74H138ZM137 77V78H138ZM142 76H140V78H141ZM186 77H187V75H186ZM223 77V76H222ZM226 77V76H225ZM224 77V78H225ZM233 77V76H232ZM241 77V76H240ZM257 77V76H256ZM13 78V77H12ZM8 78L10 81L8 82V80L6 79V77L4 78V79H6L7 81L6 82H8L9 84H10V82L12 83V85H8V88H9V90H10V87H11V92H12V99L10 98V101L12 100V105H13V103H15V101H17V97L19 98V96H22V95H24L25 93H26V91H31V89H30V87H29V85L30 84H34V88L36 89V90H38V91H40L43 95L46 93V92H49V93H51L52 92V94H53V92H55V91H57L56 90V85H58L59 84V81H60V73H57L56 75H51L50 74V72H43L42 74H41V77H39L38 79H37V81H30V80H28V79H20L19 81H15V79L13 78ZM120 78V77H119ZM179 78V77H178ZM223 78V79H224ZM230 78V77H229ZM239 77H237V79H238ZM249 78V77H248ZM253 78V79H254ZM80 79V78H79ZM120 79H122V78H120ZM180 79H181V77H180ZM234 79H236V77H234ZM233 79V80H234ZM236 79V80H237ZM242 79H243V77H242ZM81 80V79H80ZM126 80V79H125ZM141 80V79H140ZM186 80V79H185ZM239 80H241V78L240 79H238V82H239ZM0 81H1V79H0ZM2 81H4V80H2ZM1 81V82H2ZM112 81H113V79H112ZM111 81V82H112ZM115 81V80H114ZM121 81V80H120ZM134 81H137L138 82V80L137 79H135ZM189 81V80H188ZM190 81V82H191ZM232 81V80H231ZM242 81V80H241ZM245 81V80H244ZM5 82V83H6ZM61 82V81H60ZM81 81H78V83H80ZM136 82V83H137ZM140 82V81H139ZM138 82V83H139ZM186 82H187V80H186ZM189 82V83H190ZM247 82V81H246ZM246 82H241V83H243V84H245ZM4 83V82H3ZM4 83V84H5ZM7 83V84H8ZM113 83V82H112ZM111 83V84H112ZM135 83V84H136ZM137 83V84H138ZM184 83V82H183ZM189 83H185V84H188V86L190 85ZM240 83V84H241ZM3 84V86L6 88L7 87V85H4ZM185 84H184V86H185ZM242 84V85H243ZM2 85V84H1ZM119 80H116L115 81V84L113 85L112 84V86L111 87H113L114 88V90L112 89V91L111 90H109V91H111L112 93H113V96H114V94L116 93V92H113V91H117V89L119 88ZM223 85V84H222ZM10 86V87H9ZM129 86V85H128ZM135 86V85H134ZM136 86H138V85H136ZM135 86V87H136ZM235 86V85H234ZM244 86V85H243ZM0 87H2V86H0ZM187 87V86H186ZM190 87V89H191V86H189ZM236 87V86H235ZM4 88V91H5V94L6 93H8L9 94V92L10 91H8V89H5ZM120 88H121V86H120ZM129 88V87H128ZM137 88V87H136ZM138 88H139V86H138ZM110 89V88H109ZM123 89H125V88H123ZM187 89H188V87H187ZM187 89H185L184 88V90H186V92L184 93V94H186L187 93ZM222 90V89H221ZM220 90V91H221ZM120 91V90H119ZM192 91V90H191ZM1 92V91H0ZM10 92V93H11ZM105 92V91H104ZM110 92V93H111ZM122 92V91H121ZM184 92V91H183ZM190 92V91H189ZM188 92V93H189ZM2 93H4V92H2ZM55 93H57V92H55ZM107 93H108V91L106 92V94H104L105 95V97L107 96ZM119 93V92H118ZM7 94V95H8ZM14 94V95H13ZM117 94V93H116ZM179 94V93H178ZM10 95V94H9ZM103 95V96H104ZM109 96H110V94H108ZM112 95V94H111ZM189 96L191 95V94H188ZM187 95V96H188ZM193 95V94H192ZM194 95H195V93H194ZM102 96V97H103ZM181 96V95H180ZM185 96V95H184ZM3 96H1L0 98L1 99H3V98H5V95H4V97L2 98ZM7 97V96H6ZM9 97V96H8ZM7 97V98H8ZM175 97H177V95L175 96ZM6 98V99H7ZM104 98V97H103ZM109 97H107V99H108ZM117 98V97H116ZM189 98V97H188ZM187 98V99H188ZM6 99H3V100H6ZM9 99V98H8ZM16 99V100H15ZM101 100H102V98H100ZM99 99V100H100ZM105 99V98H104ZM103 99V100H104ZM107 99H105V100H107ZM112 99V98H111ZM111 99H108V101L109 100H111ZM113 99H115V97L113 98ZM193 99H191V100H193ZM2 100V101H3ZM101 100L100 101H98V102H94L90 107H88V109H87V112L85 111V108H83L82 109V107L81 106H79L80 104H81V102H78L76 105H74V106H72V107H70L69 109H68V114H71V115H75V114H77L78 115V117L76 116V118L77 119H75V121L74 122H70V129H72V130H74V129H78V130H82V131H86L90 126L92 127V126H95L94 124H98L100 121H102L101 123H103L104 121L106 122L108 119H110V118H112V117H110V115H112V113L114 112V111H112V108L113 109H115L114 108V106L116 105V103H115V105H113L112 106V108L110 109V105H112V103H111V101H116V100H111L110 102H107L106 101V103L107 104H109V106H107V104H105V105H101ZM103 100H102V103H103ZM1 101V100H0ZM96 101V100H95ZM213 101V102H212ZM18 102V101H17ZM16 102V103H17ZM118 102V101H117ZM178 102H180L179 101V99H178ZM5 103H7L6 101H5ZM15 103V104H16ZM19 103V102H18ZM18 103L16 104V105H18ZM104 103H105V101H104ZM121 103V102H120ZM224 103V102H223ZM1 105H3L2 103H0ZM9 104H10V102H9ZM172 104H173V101H172ZM176 106H179L180 108H182L181 106H182V104H184V103H182V104H180L179 105V103H174ZM173 104V105H174ZM186 104V103H185ZM188 104V103H187ZM187 104H186V106H187ZM1 105H0V107H1ZM15 105V106H16ZM14 106V105H13ZM15 106H14V108H15ZM185 106V107H186ZM5 107H6V105H5ZM18 107V106H17ZM171 107H173V106H171ZM175 107V106H174ZM184 107V106H183ZM19 109H20V111H21V113H22V115H23V119H24V122H23V130H25V128L28 126V123H29V111H30V108H29V106H27L26 104H19V107H18ZM116 108H117V106H116ZM176 108V107H175ZM186 108H188V107H186ZM194 108V109H195ZM4 109V108H3ZM6 109V108H5ZM139 109H141V111L140 110H138V108H137V111H135V114L137 113V112H141V113H143L144 111H142V108H139ZM171 109V108H170ZM174 109V108H173ZM185 109V108H184ZM184 109H181L182 111L184 110ZM116 110V109H115ZM145 110V109H144ZM176 110V109H175ZM181 110H179V111H181ZM186 110H188V109H185L184 111H186ZM5 110H3V112H4ZM13 111H15V110H13ZM83 112L84 114L86 113V115H87V121L86 120H84L83 118H82V115H80V112ZM146 111V110H145ZM190 110H188V112H189ZM116 112V111H115ZM5 113V112H4ZM12 113V112H11ZM14 113V112H13ZM145 113V112H144ZM186 113V112H185ZM114 114H116V113H114ZM113 114V115H114ZM187 114V113H186ZM99 115V120L97 119V116ZM117 115V114H116ZM137 115H139V113L137 114ZM3 116V114H0V124H1V117ZM101 116V117H100ZM131 116V115H130ZM22 117V116H21ZM263 116H261L260 117V120H262V122H264V119L262 118ZM3 119V118H2ZM6 119V118H5ZM5 119H3V122H5L4 120ZM129 119H130V117H129ZM132 119H135V117H133ZM131 119V120H132ZM122 120V119H121ZM120 120V121H121ZM128 120V119H127ZM259 120V121H260ZM112 121V120H111ZM133 121V120H132ZM131 121V122H132ZM135 121V120H134ZM6 122H7V120H6ZM5 122V123H6ZM108 122V121H107ZM121 122H123V120L121 121ZM121 122H120V124H121ZM246 124L245 125H250L251 123L249 122V118H248V121H247V119H246ZM255 122H258V121H255ZM124 123V122H123ZM253 123V122H252ZM253 124H255V123H253ZM253 124H251V125H253ZM257 124V123H256ZM262 124V123H261ZM260 124V125H261ZM99 125V124H98ZM97 125V126H98ZM121 125H123V124H121ZM120 125V126H121ZM263 125V124H262ZM189 126V127H188ZM4 127V126H3ZM257 127H259V126H257ZM263 128H264V126H263ZM113 129H114V127H113ZM114 130H116V129H114ZM164 131V130H163ZM108 132H110V130H108ZM108 132H105V133H108ZM4 133H6L7 134V132H5V131H3L2 130V128L0 127V138H4V136H6V134H4ZM105 133L102 135V136H104L105 135ZM111 134V133H110ZM148 135V134H147ZM100 136V135H99ZM149 136V135H148ZM7 137V139H8V136H6ZM6 137L4 138L5 140H6ZM11 137V138H10ZM9 137V140L10 141H4L5 143L6 142H9V144H10V142H11V147L9 148L11 151H12V153L10 154L9 152H8V154H6V150L5 149H8V147H6V148H4L2 145H0V231H1V226L2 227H4L3 228V230H5V227H8L6 230H7V233H8V231H9V227H12L11 229H12V237L11 238H7V237H9V235L7 234V233H5L6 235H7V239L4 237V235L2 236V237H4V238H2V240H1V236H0V264H19L20 262V264H61V261L62 260H64V259H66L67 261H68V259H67V255H68V253L70 252V251H68V253H66V258L64 257V259H63V256L65 255H63L62 256V254H61V252L60 251H58L57 249L55 250L56 252L55 253H49L48 254V252L44 249V248H42V249H40V252L38 253H34V252H31V251H29L28 253L26 252L25 253V256H22V257H18V258H16L18 255H17V252L18 251H21V250H19V249H23V247L26 245H24L23 247H22V241H24V238H23V240L21 241L20 240V242L18 241V239H19V237H23V234H22V232L24 231V227L27 225L26 224V220L23 218V215H24V213H23V215H22V212H24V211H22L23 210V206L24 205H26V204H28L29 206L34 202H36L37 203V201L38 202H40V201H42V200H44L43 199V190L45 189V187H46V184H48V181L46 182V179H44L43 178V176H41V174L40 173H38L37 171H35L36 169H34L35 167L34 166H31L30 165V163L27 161V156H25V155H27L28 153H30L31 151H33L34 150V148H35V146L36 145H38L39 143H40V140H36L37 142H38V144H37V142L36 141H34V140H32V137H30L29 136V134H27V133H25V132H23V133H20V132H18V131H13L12 130V134H11V136ZM106 137V138H105ZM110 137L111 136H109V137H107V136H104V138L105 139H107L108 138V142H109V139H110ZM124 137V136H123ZM151 137V136H150ZM103 138V137H102ZM141 138V137H140ZM151 139V140H150ZM149 140L150 141H146V143H149L150 142V144H151V141L152 140H154V139H152V138H150ZM1 140H3V139H0V142H1ZM102 140H104V139H102ZM101 140V141H102ZM4 142H3V144H4ZM103 143L104 142H106V140L105 141H102ZM142 142V141H141ZM145 143V144H146ZM0 144H2V143H0ZM7 144V143H6ZM41 144V143H40ZM39 144V147L42 145H40ZM106 145H107V142L105 143ZM145 144H143V146L145 145ZM153 144V143H152ZM151 144V145H152ZM104 144H102L101 146H100V148L103 146ZM141 145H142V143H141ZM149 145V144H148ZM154 145V144H153ZM156 145V144H155ZM154 145V146H155ZM9 146V145H8ZM145 146H147V145H145ZM42 147H44V144L42 145ZM148 147V146H147ZM99 148V149H100ZM146 148V147H145ZM102 149V148H101ZM148 149V148H147ZM9 151V150H8ZM147 151V150H146ZM145 151V152H146ZM149 151V150H148ZM150 151L151 152H149V153H152V154H150V155H152L151 157H155V156H153V155H156L155 153H156V150H155V153L153 154V152L154 151H152V148L150 149ZM46 152V151H45ZM119 152H121V151H119ZM122 152H124V151H122ZM174 152V153H175ZM49 153V152H48ZM148 152L146 153L147 155L149 154ZM45 154V153H44ZM47 154V153H46ZM121 154V153H120ZM7 155H12L11 156V158H12V160H10L9 161V158L7 159V161L5 160V156L6 157H10V156H7ZM68 152H63V154H61V156L65 159V158H67L68 157ZM114 155V154H113ZM112 154H110L109 156H108V160H109V162L110 161H116V159L117 158H115L116 156L114 155L113 156ZM118 155H119V153H118ZM147 155L145 156V157H147ZM150 155H148L149 156V158H151L150 157ZM26 157V159H25V157ZM105 157V156H104ZM103 157V158H104ZM144 157V158H145ZM156 157H157V160H159L158 159V156L156 155ZM138 158V157H137ZM142 158V160H143V157H141ZM140 158V159H141ZM178 158V159H177ZM105 159V158H104ZM104 159H102V157H101V160H103L104 161ZM107 159L105 160V161H107ZM139 159V158H138ZM138 159H136V161L138 160ZM140 159H139V162H141L140 161ZM147 159H148V157H147ZM153 159H155L156 160V158H153ZM153 159H152V161H153ZM145 160V159H144ZM134 161V160H133ZM146 161V160H145ZM149 161L151 162V160L149 159ZM92 162V161H91ZM147 162H148V160H147ZM155 162V161H154ZM160 162H161V160H160ZM119 163L120 164H124V162H121V161H119ZM135 163V162H134ZM138 163V162H137ZM142 164H139L138 163V165H140V166H144L145 165V163L146 162H144V165H143V162H141ZM158 163H159V161L157 162V166H158V169L160 168V165H158ZM164 163V162H163ZM44 164V163H43ZM95 164V163H94ZM149 165H150V163H148ZM153 164V163H152ZM150 165L149 167H152L153 165ZM47 165V164H46ZM45 165V166H46ZM104 165V164H103ZM137 165V166H138ZM163 165V164H162ZM164 165H165V167H169V165L168 166H166V164L164 163ZM198 164H194V165H192L189 169H187L186 170V172H184V171H182V170H180V169H175V170H168L169 168H166L167 169V174L169 173L168 171H170V173H173L175 176H183L185 173H190L191 171H193V173L195 174V179H197V181H201L202 179H203V177H202V175H201V173L196 169V167L195 166H197ZM45 166H43L44 168H45V171L46 172H48L50 169H52V168H50L52 165L50 164V166L48 167L49 169H46V167ZM94 166V165H93ZM239 166V167H238ZM83 167V166H82ZM128 167H131V165H129ZM139 167V166H138ZM138 167H136V168H133V167H131L132 169H133V172H136L137 170V168ZM148 167V168H149ZM108 168V167H107ZM145 168V167H144ZM143 168V169H144ZM157 167H155V169H156ZM131 169V170H132ZM135 169V170H134ZM161 169V168H160ZM48 170V171H47ZM88 170V169H87ZM87 170H85L84 168H83V170H80L77 174H78V178L77 179H79V180H77L76 181V183H74L75 185L70 189V191H69V200H70V207H71V213H69L70 214V218H71V221L72 220H75L76 222H78L79 224L81 223L80 222V220H81V218H80V220L78 219L80 216H81V214L82 213H84V211L86 210V207H88L89 208V201H90V199L91 200H94L95 199V195H94V197H93V190H92V186L93 185H91V183H89L88 182V180H89V176H92V175H89L90 173L92 174V172L91 171H87ZM139 171H140V167H139V169H138ZM141 170H142V168H141ZM157 170V169H156ZM53 171V170H52ZM51 171V172H52ZM109 171H110V169H109ZM130 171V169L128 170V172ZM152 171V170H151ZM160 171V170H159ZM158 171V172H159ZM162 171V170H161ZM160 171V172H161ZM163 171H166V170H163ZM51 172H50V174H51ZM111 172V171H110ZM131 172V171H130ZM141 172V171H140ZM158 172H157V174H158ZM54 173V172H53ZM113 173V172H112ZM111 173V174H112ZM148 173V172H147ZM166 173V172H165ZM168 174L169 175V177H171L172 178V175L171 174ZM55 174V173H54ZM64 175H65V173H63ZM62 174V176H64ZM106 174V173H105ZM114 174V173H113ZM124 174V173H123ZM122 174V175H123ZM125 174H127V173H125ZM144 174H146L145 172H144ZM143 174V175H144ZM161 174V173H160ZM160 174H158L157 176H159L160 178L161 177H163V178H165V174L163 175V172H162V175L163 176H160ZM149 175V174H148ZM171 175V176H170ZM173 175V176H174ZM108 176H109V174H108ZM113 176V175H112ZM174 176V178H173V180L176 178ZM77 177V176H76ZM111 177V176H110ZM148 177V176H147ZM60 178V177H59ZM65 177H61V179L63 180ZM91 179H92V177H90ZM178 178V177H177ZM90 179V180H91ZM120 179H121V175L118 173V174H114V176L112 177V178H110V179H107V183H109V184H116V183H118L119 181H120ZM148 179H149V177H148ZM166 179V178H165ZM170 179L168 178V180L167 181H169ZM172 180V179H171ZM105 181V180H104ZM196 181V180H195ZM75 182V181H74ZM106 182V181H105ZM163 182V181H162ZM165 182V181H164ZM163 182V184L165 185V183ZM170 182H173L172 183V186H171V188L173 187V190L174 189H176V188H174V182H175V180L174 181H170ZM167 183V182H166ZM52 184V183H51ZM105 184V186H107L108 187V185L106 184V183H104ZM147 184V183H146ZM162 184V185H163ZM193 184V183H192ZM54 185V187H56L55 186V184H53ZM161 185V186H162ZM177 185V184H176ZM48 186V185H47ZM118 186H119V184H118ZM169 186V187H170ZM112 187V186H111ZM114 188H115V186H113ZM112 187V188H113ZM95 188V187H94ZM93 188V189H94ZM97 188V187H96ZM117 188V187H116ZM161 188H163V187H161ZM161 188H159V189H161ZM167 188V189H166ZM165 188V190H163L165 193L167 192V190H170L171 188H168V187H166ZM98 189V188H97ZM164 189V188H163ZM181 189L183 190V188L181 187ZM185 189V188H184ZM225 189V190H226ZM117 190H118V188H117ZM186 191H181V192H187V190L188 189H185ZM203 190H207L206 188H204V189H202V190H200V192H203ZM209 190V189H208ZM207 190V191H208ZM96 191H99V189L98 190H96ZM96 191H95V193H96ZM161 191V190H160ZM172 190H170V192H171ZM174 191H176V190H174ZM178 191H179V189H178ZM162 192V191H161ZM161 192H159V193H161ZM224 192H226V191H224ZM172 193H173V191H172ZM189 193H191V192H189L188 191V195H189V197H192V196H190L191 194H189ZM226 193V194H227ZM99 194H101V193H99ZM167 194V193H166ZM169 195L171 194V193H168ZM227 194V195H228ZM162 195L164 196V194H163V192H162ZM168 195V196H169ZM180 195V194H179ZM186 195H187V193H186ZM200 194H197V196H199ZM100 196V195H99ZM120 196V195H119ZM154 196V195H153ZM161 196V195H160ZM159 196V197H160ZM167 196V195H166ZM166 197V199H163L162 197V201H165L166 200V202H167V199H169V197H171V195L169 196V197ZM182 196H183V194H182ZM230 196V195H229ZM228 196V197H229ZM101 197V196H100ZM122 197V196H121ZM150 197V199L151 198H153V197H151V196H149ZM158 197V194H157V198H159ZM165 197V196H164ZM187 196H185V198H186ZM204 197V196H203ZM233 197V196H232ZM94 198V199H93ZM120 198V197H119ZM154 198L155 199H157L156 198V196H154ZM153 198V199H154ZM172 198V197H171ZM171 198H170V200H171ZM197 198V197H196ZM200 198H201V196H200ZM199 198V202L202 200V199H200ZM121 199V198H120ZM119 199V200H120ZM155 199H154V201H155ZM179 199V198H178ZM181 199V198H180ZM183 200V199H182ZM189 200V198H187L186 199V201H188ZM103 201V200H102ZM111 201V200H110ZM113 201V200H112ZM117 201V200H116ZM116 201H114V202H116ZM121 202H123L122 200H120ZM120 201L118 202V204L116 203V205H114V207H113V203L114 202H112V204H111V206H112V210H114V212L115 213H119L120 214V212H123L127 207H128V204L127 203H120ZM147 201H148V199H147ZM147 201H146V203H147ZM157 202L159 201V199L158 200H156ZM161 201V200H160ZM172 202H173V200H171ZM171 201H169L168 200V205L170 204L169 202H171ZM190 201H191V199H190ZM211 201V200H210ZM60 202H61V200H60ZM93 201H91L90 203H92ZM94 202H95V200H94ZM106 202V201H105ZM127 202V201H126ZM149 202V201H148ZM166 202H165V206H166ZM177 202V201H176ZM189 202V201H188ZM31 203V204H30ZM102 203H104V202H101V204ZM107 204H108V201L106 202ZM146 203H145V205H146ZM162 203V202H161ZM160 203V204H161ZM186 203V202H185ZM57 204H59V203H57ZM87 204H88V206H87ZM107 204L106 205H104L105 207L107 206ZM144 204V203H143ZM152 203H148L147 205H151ZM159 204V203H158ZM156 206H157V204H155ZM162 205V206H161ZM159 207H160V209L159 210H163V208L165 209V207L163 206V203L161 204ZM172 205V204H171ZM170 205V206H171ZM58 206V208H59V205H57ZM109 206H110V204H109ZM152 206H153V204H152ZM155 206V207H156ZM170 206H167L166 207V211H168V207H170ZM200 206V205H199ZM108 207V206H107ZM106 207V208H107ZM144 207V206H143ZM149 207V206H148ZM148 207H146V208H148ZM202 207V206H201ZM135 208V207H134ZM133 208V209H134ZM150 208V207H149ZM153 208V207H152ZM200 208V207H199ZM222 208V209H221ZM108 209V208H107ZM111 209V208H110ZM138 209V208H137ZM155 209V208H154ZM111 210V211H112ZM130 210V209H129ZM135 210V209H134ZM147 210V209H146ZM148 211H149V209H148ZM148 211H145L146 212V214H145V212H144V216H147V214L149 213ZM153 211V210H152ZM128 212V211H127ZM134 212V217H133V219H132V217H129V220H128V222L130 221V223H129V226H130V224H132V222H134V223H136L138 226H140V228L139 229H141L140 231H142L143 229H144V227L146 226V222L147 221H149V223H150V221L151 222H153V223H148V225H151L152 226V224H153V227H154V229H153V227H152V229L155 231V228L157 227V229H159V227L157 226V225H159L160 224V226L161 227H163V229H164V226H162V225H164V224H162V223H160V221L159 220H156V221H158V222H156L155 220L153 221L152 220V216H153V219H154V213H153V215L150 217L151 218V220L149 219H145L142 215H139V212H138V210H135V211H133ZM151 212V211H150ZM154 212V211H153ZM173 212V211H172ZM196 212V211H195ZM123 213H125V212H123ZM130 213V212H129ZM142 214V213H141ZM158 214H159V212H158ZM158 214L156 215V216H158ZM161 214V213H160ZM163 214V213H162ZM161 214V215H162ZM84 215V214H83ZM114 215V214H113ZM117 216H112L113 217V219H114V217H118L119 215L118 214H116ZM148 216H150V215H148ZM147 216V217H148ZM160 216V215H159ZM169 216V215H168ZM167 216V217H168ZM171 216V215H170ZM122 217H123V215H122ZM166 217V216H165ZM172 217V216H171ZM171 217H169V218H171ZM195 217V216H194ZM119 218H121V217H119ZM119 218L117 219V220H119ZM124 218V217H123ZM127 218V217H126ZM149 218V217H148ZM162 217H160V219H161ZM105 219V218H104ZM103 219V220H104ZM122 219V218H121ZM125 219V218H124ZM163 219V218H162ZM195 219V218H194ZM170 220H172V219H170ZM196 220V219H195ZM25 221V222H24ZM75 221H74V223H75ZM82 221V220H81ZM106 221V220H105ZM110 221V220H109ZM109 221H107V222H109ZM125 221V220H124ZM124 221H123V223H124ZM163 222H164V220H162ZM165 221H167V220H165ZM100 222V221H99ZM104 222V221H103ZM121 222V221H120ZM192 222H193V220H192ZM24 223L26 224L24 227H23V225H24ZM95 223V222H94ZM98 223V222H97ZM111 223V222H110ZM109 223V224H110ZM115 223H117V222H115ZM125 223H126V221H125ZM158 223V224H157ZM188 223V222H187ZM77 224V223H76ZM99 224V223H98ZM162 224V225H161ZM172 224V222L170 223V225ZM186 224V223H185ZM191 224V225H192ZM10 225H12V226H10ZM105 225H107L108 226V224L105 222ZM111 225H113V224H111ZM121 225V224H120ZM123 225V224H122ZM128 225V224H127ZM135 224H133V226H134ZM173 225H175L174 223H173ZM187 225V224H186ZM185 225V226H186ZM263 225V226H262ZM28 226V225H27ZM103 226V224H101V227ZM118 226V225H117ZM126 226V225H125ZM132 226V227H133ZM136 226V225H135ZM151 226H149V227H151ZM104 228H105V226H103ZM149 227H148V230H149ZM166 227V226H165ZM176 227H179V226H176ZM182 227V226H181ZM96 228V227H95ZM103 228V229H104ZM131 227H128V228H126V231H127V229H129L130 231H134L135 232V230H138V229H136V228H138L137 226H136V228H135V230H134V228H132V230L130 229ZM169 229V227H166V229ZM122 229V228H121ZM147 229V228H146ZM151 228H150V231L152 230ZM170 229H172V228H170ZM169 229V230H170ZM3 230H2V233H3ZM5 230V231H6ZM102 230V229H101ZM123 230H124V228H123ZM147 230V242H149L150 240H152V241H155V240H153L154 238V236L152 237L151 236V232L150 231H148ZM152 230V232H154ZM160 231H163V230H161V229H159ZM158 230V231H159ZM169 230L168 231H165V232H169ZM185 230H186V228H185ZM184 230V231H185ZM4 231V232H5ZM104 231L105 230H103V233L102 234H104ZM140 231L138 232V235H140L141 233H140ZM159 231V233H162V232H160ZM171 231V230H170ZM191 231V230H190ZM189 231V232H190ZM196 231V232H197ZM219 231V232H218ZM220 231H222V236H220V237H217V236H219V235H221L220 234ZM24 232H26V231H24ZM23 232V233H24ZM106 232V231H105ZM110 232V231H109ZM109 232H108V234H109ZM116 232V231H115ZM143 232H145L146 233V230L144 229V231ZM142 232V233H143ZM148 232H150V236L152 237H148V235H149V233ZM155 232H157V230L155 231ZM181 232H183V231H180V233ZM186 232H188V230L186 231ZM192 232V231H191ZM208 232V233H207ZM211 232H218L216 235V237H214L215 235V233L213 234V233H211ZM53 233H55V232H52V234H50V235H53ZM110 233H112V232H110ZM129 233V232H128ZM164 233V232H163ZM163 233H162V235H163ZM185 233V232H184ZM194 233V232H193ZM198 233H196V234H198ZM56 234V233H55ZM106 234V233H105ZM105 234H104V236H105ZM108 234H107V238H108ZM130 234V233H129ZM152 234H155V233H152ZM158 234V233H157ZM188 233H186V234H184V235H187ZM195 234V233H194ZM194 234L192 235V236H194ZM201 233H199V235H200ZM209 234V235H210ZM219 234V235H218ZM262 234V235H261ZM5 235V236H6ZM24 235H25V233H24ZM64 235H66L65 237H67V234H62V236H64ZM135 235H136V233H135ZM143 235H144V233H143ZM146 235V234H145ZM160 235V234H159ZM214 235V236H213ZM54 236V235H53ZM52 236V237H53ZM55 236H57L56 237V241L55 240H51V236L49 237L50 239V241L53 243L54 241L57 243V241L58 240H60V239H58L57 240V238H59V236L58 235H55ZM55 236H54V238H55ZM117 236V235H116ZM64 237V238H65ZM68 237H69V235H68ZM111 237V236H110ZM114 237V236H113ZM112 237V238H113ZM139 237H141V239H142V234H141V236H139ZM138 237V238H139ZM144 237V236H143ZM167 237V236H166ZM184 237V236H183ZM190 237H191V235H190ZM195 237H196V235H195ZM195 237L193 238V240L195 239ZM203 237V236H202ZM221 237H223V238H221ZM61 238V237H60ZM70 238V237H69ZM68 238V239H69ZM106 238V239H107ZM111 238V239H112ZM148 238L150 239V240H148ZM210 238H209V240H210ZM262 238L264 239V236H262ZM4 239H5V241H4ZM22 239V238H21ZM53 239V238H52ZM66 240H60V241H58L59 243H58V245H59V249L61 248V247H64V251L66 250V249H68V250H75V251H77L76 249H77V244H75L74 242L75 241H73L71 238V240H69L70 242L71 241H73V243H74V245L72 244L71 245V243L70 242H68L67 241V238H65ZM104 239V238H103ZM109 239V238H108ZM144 239V238H143ZM155 239L157 240V239H160L161 240V238H156L155 237ZM163 239V238H162ZM185 239V238H184ZM183 239V240H184ZM192 239V238H191ZM205 239V238H204ZM208 239V238H207ZM127 240H130V239H127ZM126 240V241H127ZM140 240V239H139ZM138 240V242L140 243V241ZM188 240H190V239H188L187 238V240L186 241H188ZM197 240H199V236L197 237ZM197 240L195 239V244L197 245ZM200 240H202V238L200 239ZM200 240H199V242H200ZM209 240H207L208 242H209ZM212 240V239H211ZM212 240V241H213ZM18 241V242H17ZM124 241H125V239H124ZM211 241V242H212ZM262 241H264V240H262ZM16 242V244H13V243H15ZM25 242V241H24ZM130 242V241H129ZM160 242V241H159ZM158 242V243H159ZM163 242L165 243V241L163 240ZM162 242V243H163ZM173 242V241H172ZM171 242V240H169V242L168 243H172ZM174 242H175V240H174ZM188 242H190V241H188ZM188 242H187V244H188ZM218 242V241H217ZM50 243V242H49ZM125 243H127V242H125ZM145 243V242H144ZM154 243V245L156 244H158V243H155V242H153ZM161 243V242H160ZM162 243H161V245H162ZM163 243V244H164ZM167 243V244H168ZM24 244V243H23ZM54 244V243H53ZM52 244V245H53ZM146 244V243H145ZM148 244V243H147ZM146 244V245H147ZM152 244V243H151ZM166 243L164 244V245H167ZM185 244V243H184ZM191 244H192V247L195 245L194 244V242L192 243V241H191V243H190V246H191ZM201 244H202V242H201ZM56 245V244H55ZM57 245V246H58ZM75 245H77L76 247H74ZM130 245V244H129ZM159 246H160V244H158ZM157 245V246H158ZM171 245V244H170ZM173 245V244H172ZM195 245V246H196ZM210 245H212V244H210ZM54 246V245H53ZM71 246H73L71 249H70V247ZM149 246H151L150 245V242H149V245H147V247H149ZM168 246V245H167ZM180 246H181V244H180ZM183 246V248H185V250H186V247L184 246V245H182ZM198 247H199V244L197 245ZM196 246V247H197ZM154 247V246H153ZM152 247V248H153ZM196 247H194V248H196ZM16 248L18 249V251L16 250ZM161 248V246L159 247V249ZM162 248H164V247H162ZM180 248V247H179ZM182 248V249H183ZM188 248V247H187ZM190 248V247H189ZM188 248V249H189ZM26 249V248H25ZM44 249V250H43ZM157 249V247L155 246V248H153V250L155 251ZM159 249H157L156 251H155V253H157L158 252V255H159ZM182 249H181V251H178V249H177V251L180 253V252H182ZM262 249V248H261ZM61 250H63V248H61ZM129 250V249H128ZM128 250H127V252H128ZM141 250V249H140ZM139 250V248H138V251H140ZM143 250V249H142ZM165 250H166V248H165ZM164 250V251H165ZM168 250V249H167ZM263 250V249H262ZM17 251V252H16ZM25 251V250H24ZM126 251V250H125ZM124 251V252H125ZM130 251V250H129ZM137 251V250H136ZM162 251V250H161ZM189 251V250H188ZM63 252V251H62ZM145 252V251H144ZM163 252V251H162ZM161 252V253H162ZM185 252H187V251H184V254H185ZM263 252V253H262ZM65 253V252H64ZM123 253V252H122ZM130 253H131V251H130ZM139 253V252H138ZM166 253H168V252H166ZM178 253V254H179ZM188 253V252H187ZM186 253V254H187ZM23 254V252H21V255ZM132 254H136V253H132ZM177 254V253H176ZM177 254V256H179L178 258H180L181 257V255L183 254V252H182V254H180V255H178ZM199 254V253H198ZM17 255V256H16ZM145 255H146V253H145ZM148 255V254H147ZM146 255V256H147ZM201 255V254H200ZM203 255V254H202ZM62 256V257H61ZM119 256H122V254L121 255H119ZM132 255H129V253H126L124 256H122L123 257V259H127V260H129V257H131ZM138 256V255H137ZM136 255H135V257H136V260H137V257ZM150 255H148L147 257H149ZM168 256V255H167ZM167 256H165V257H167ZM177 256H176V258H177ZM183 256V255H182ZM198 256V257H197ZM208 256V255H207ZM122 257H121V259H122ZM134 256H132V258H133ZM151 257V256H150ZM175 257V256H174ZM201 257H204V256H201ZM96 258H97V256H96ZM117 258H120V257H117ZM132 258H131V261L133 262V260H132ZM152 258V257H151ZM160 258V257H159ZM183 258H185L186 259V257H183ZM120 259V260H121ZM140 259V258H139ZM148 259V258H147ZM150 259V258H149ZM184 259V260H185ZM188 259V260H189ZM97 260L99 261V259L97 258ZM109 260V259H108ZM142 260V262H143V258L141 259ZM141 260H138L139 262H141ZM151 261H153V259H150ZM176 260V259H175ZM179 260V259H178ZM187 260V259H186ZM185 260V262H188V261H186ZM189 260V261H190ZM65 261V260H64ZM64 261H62L63 263H65ZM97 261V262H98ZM106 261H107V259H106ZM112 263H114V261H112V260H110ZM109 261V262H110ZM154 261H155V259H154ZM169 261V260H168ZM101 262V261H100ZM108 262V261H107ZM106 262V263H107ZM109 262H108V264H109ZM135 263L137 262V261H134ZM138 262V263H139ZM177 261H175L174 263H176ZM62 263V264H63ZM135 263H133V264H135ZM145 263V262H144ZM152 263V262H151ZM150 263V264H151ZM155 263V262H154ZM158 263H160V262H158ZM162 263V262H161ZM100 264H103V262L102 263H100ZM137 264V263H136ZM141 264V263H140ZM143 264V263H142ZM146 264V263H145ZM180 264H181V262H180ZM184 264H188V263H184Z\"/></svg>",
  "mask_w": 264,
  "mask_h": 264
}]
</instances>
